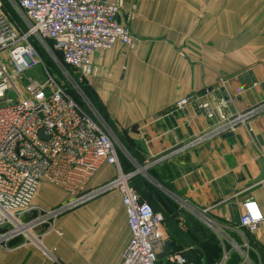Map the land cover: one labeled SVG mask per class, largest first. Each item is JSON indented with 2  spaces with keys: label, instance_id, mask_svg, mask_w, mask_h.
<instances>
[{
  "label": "crops",
  "instance_id": "0c3cea01",
  "mask_svg": "<svg viewBox=\"0 0 264 264\" xmlns=\"http://www.w3.org/2000/svg\"><path fill=\"white\" fill-rule=\"evenodd\" d=\"M255 1L264 0L217 2L216 9L212 0H122L117 19L130 30L134 46L117 43L95 51L91 60L97 71L86 79L118 129L138 141L135 155L144 168L138 174L176 205L172 212L161 205L152 209L162 217L169 249L193 264H264V115L250 130L240 126L192 142L209 128V120L193 108H174L190 93L205 98L209 92L228 102L227 115L264 100V13ZM131 12L134 17L127 20ZM130 163L119 160L120 170L131 172ZM117 172L114 165H102L89 187ZM67 199L62 189L41 182L34 204L47 209ZM248 199L263 214L254 231L240 225ZM41 235L54 258L16 239L0 248V264H121L130 239L121 194L111 190L94 197L59 215ZM211 237L221 247L217 260L206 245ZM163 259L158 264H169Z\"/></svg>",
  "mask_w": 264,
  "mask_h": 264
},
{
  "label": "built area",
  "instance_id": "2783aa9c",
  "mask_svg": "<svg viewBox=\"0 0 264 264\" xmlns=\"http://www.w3.org/2000/svg\"><path fill=\"white\" fill-rule=\"evenodd\" d=\"M13 3L25 28L14 26L0 3V248H8L18 239L43 249L41 226L52 229L55 218L64 212L117 190L130 231L121 264H158L157 254L166 241L162 217L129 184L132 175L120 170L114 136L100 114L93 108L84 109L52 77L44 82L32 78L22 86L18 83L21 74L38 62L33 38L50 40L49 49L59 53L60 64L84 75L97 71L91 60L95 51L110 49L117 43L132 48L130 30L117 19L122 0ZM133 17L131 12L127 20ZM65 75L72 81L67 71ZM9 91L14 92V98L8 96ZM187 107L209 120V128L192 142L234 132L238 122L250 128L246 114L225 119L221 103L214 96L202 98L190 93L174 105L176 110ZM104 164L117 167L116 177L89 187ZM41 182L55 184L68 194V199L47 209L34 205ZM242 208L240 225L256 230L263 220L257 202L245 200ZM31 210L36 211L32 213L35 216L27 218ZM45 252L54 258L52 250ZM164 258L171 264H193L180 253Z\"/></svg>",
  "mask_w": 264,
  "mask_h": 264
},
{
  "label": "rangeland",
  "instance_id": "374dc122",
  "mask_svg": "<svg viewBox=\"0 0 264 264\" xmlns=\"http://www.w3.org/2000/svg\"><path fill=\"white\" fill-rule=\"evenodd\" d=\"M213 2V9H216L215 6H218L217 5V2H222L223 5L229 3V0H212ZM0 3H1V8L3 9V11L5 12V14L8 16V18L10 19V21L13 23L14 26H16L17 28L21 29V30H24V25L25 23L23 22V19L21 18V15L19 14V11L15 8L14 6V3H13V0H0ZM255 5H258L260 8L258 9L259 10V13H264V1H255L254 2ZM231 11V9H229ZM250 10V9H248ZM222 13H231L230 11L228 10H224L222 8ZM251 11H253V9H251ZM261 46L264 47V33L261 34ZM32 44L34 45L35 49H36V53L38 55V62H36L31 68L27 69L26 71H24L21 76L18 78V83H19V86L21 85H25V83L29 80V79H36L37 81H40V82H44L48 77H52L57 83H59L60 85H62L64 87V89L73 97L74 95H76V97L79 99V103L82 105V107L88 111L89 108H93L96 110L97 113L100 114V116L102 117L103 121L105 122L106 126L108 127V130L110 131V133L114 136V141H115V147H116V151H117V157L118 159L120 160V162H122V157L127 156V158L129 159V161H127V163H130L131 166H127V168H129L131 170V172L129 173H125V174H131L132 176L134 175V173H137L139 171H143L144 168L142 169L139 163L140 159L137 155H135V158L138 159V162L136 163L134 156L132 154L129 153L128 149L124 146L126 145L125 143H127L128 145L131 144V146L134 148V149H137L139 150V144L138 141H134V140H131L126 134L125 132L126 131H120V129H118V127L116 126V124L114 123V121L111 120L112 123H110L105 117L104 115L100 112L101 109L105 110V108L100 104L99 102V98L90 90L89 86L87 85V82H86V79L88 77H91L93 74L91 75H84L76 70H73L72 68H68V67H63L61 64H60V61H59V58L56 56L55 52H51V50L49 49L50 48V43L49 41L47 40H43V41H38V39L36 38H33L32 40ZM126 49H130L132 50V48L130 47H126L124 46ZM66 68V70H65ZM68 72L70 74V72H73L74 75H76L77 77V81L71 76L72 78V81L70 79H68L65 75V72ZM70 71V72H69ZM226 79H221L220 83L224 84L225 88L227 89L228 92H231V90L229 89V87H226L227 86V82L225 81ZM83 83L85 84V86L87 87V94H89L90 96H87L81 86L79 85L80 83ZM224 88V89H225ZM206 93V94H205ZM203 94L206 95V98H210L212 96L216 97L215 95L213 94H210L209 92H205ZM192 94V93H191ZM194 94V93H193ZM230 96H232L231 93H229ZM8 96L9 97H15V94L14 92L12 91H9L8 92ZM196 96H200V94L196 95ZM90 99H89V98ZM228 95L226 97H223L225 100L228 99L227 98ZM74 98V97H73ZM75 99V98H74ZM216 99H218L216 97ZM221 103V106H222V109L224 111V116H225V119H234L236 118V116L238 115H243V114H246L244 117H245V122H248L249 124H251L254 120L258 119L259 117H261L262 115H264V100H262L261 102L247 108V109H244V110H237L235 113H233V115H227V103H223L221 101V99H218ZM95 104H93L92 102ZM226 102V101H224ZM106 111V110H105ZM243 116H241L242 118ZM217 117L214 119L215 122H217ZM111 124V125H110ZM240 126H244L243 124H241L240 122H238L236 125H235V129H237L238 127ZM246 127V126H244ZM247 128V127H246ZM208 129V128H207ZM206 129V130H207ZM248 130H250V128H247ZM204 130V131H206ZM117 131V132H116ZM201 132L200 134L204 133ZM117 133L120 135V136H123V140L122 143L121 140L118 138L117 136ZM229 133V132H227ZM198 134V135H200ZM226 134V133H225ZM197 135V136H198ZM214 136H218V135H214ZM212 136V137H214ZM134 159V160H133ZM118 160V162H119ZM141 162V161H140ZM124 162H122L123 164ZM119 164V163H118ZM133 164V165H132ZM120 167V166H119ZM135 170V171H134ZM138 171V172H137ZM145 172V171H144ZM124 173V172H123ZM131 176V177H132ZM116 175L112 178H115ZM131 179V178H130ZM130 181V180H129ZM50 185H53L55 187H58L56 186L55 184L53 183H50V182H46ZM59 188V187H58ZM99 196V195H97ZM147 200V199H145ZM147 202L150 203V201L147 200ZM33 203H34V200H33ZM153 207V209H155V207L153 206V203H150ZM36 205V204H34ZM69 211V210H68ZM36 211L34 210H31L29 212H27L28 214H26L25 216L27 218H30L32 216H35L34 214L32 215V213H35ZM67 212V211H66ZM65 213V212H64ZM202 220L204 222V217H202ZM206 222V221H205ZM208 226V225H207ZM206 225H204L203 227L207 228ZM202 227V226H200ZM210 229H215L214 226H208ZM40 231V234L43 233V230H46L48 232V230H51V228L49 229L48 227H46L44 229V226H41V228L39 229ZM203 230V229H202ZM20 242V241H19Z\"/></svg>",
  "mask_w": 264,
  "mask_h": 264
},
{
  "label": "trees",
  "instance_id": "16d2710c",
  "mask_svg": "<svg viewBox=\"0 0 264 264\" xmlns=\"http://www.w3.org/2000/svg\"><path fill=\"white\" fill-rule=\"evenodd\" d=\"M49 41V43H50V45H51V41L50 40H48ZM55 52V51H54ZM55 54H56V56L59 58V59H61V56L59 55V53L58 52H55ZM66 67H68V66H66ZM69 69H70V67H68ZM70 72V71H69ZM70 74H71V76L77 81V77H76V75H74L73 74V72H70ZM80 84V86H81V88H82V90H83V92L87 95V96H90L89 94H87L88 92H87V87L85 86V84H83V83H81V82H79ZM74 98H75V100L77 101H79V99L76 97V95H74L73 96ZM89 98V97H88ZM91 98V97H90ZM89 98V99H90ZM92 102V101H91ZM93 103V102H92ZM94 104V103H93ZM95 105V104H94ZM100 112L104 115V117L110 122V123H112L111 122V118L108 116V114H107V112L105 111V110H103V109H101L100 110ZM111 125V124H110ZM117 132V131H116ZM117 136H118V138L121 140V142H122V140H123V136H120L118 133H117ZM124 141V140H123ZM123 143V142H122ZM124 143H125V141H124ZM123 143V144H124ZM126 145H124L127 149H128V151H129V153L130 154H132L133 156H134V158H135V149L131 146V144L130 145H128L127 143H125ZM140 147V146H139ZM141 148V147H140ZM135 159H137V158H135ZM137 162H138V159L136 160ZM122 162H124V163H127V159L125 158V157H122ZM139 163H140V161H139ZM129 166H131L130 164H128ZM149 172V174L151 175V176H153L154 178H156V180H158L159 181V179L157 178V176L155 175V173L152 171V170H150V171H148ZM160 182V181H159ZM129 184L137 191V193L139 194V196H140V198L141 199H143V200H145V199H147L148 201H150V203H153V206L155 207H158L159 205H161L162 206V208H160L161 210H163V208L165 209V208H169V212H172L173 210H174V208L176 207V205L174 204V203H172L170 200H168V199H165L164 198V196H162V194H161V192L158 190V188L156 187V185H154L153 183H151L147 178H145L144 176H142V175H140V174H135V175H133L132 177H131V179H130V181H129ZM146 200V201H147ZM149 203V202H148ZM149 203V204H150ZM151 205V204H150ZM151 207H152V205H151ZM171 207H172V209L173 210H171ZM159 208V207H158ZM164 211V210H163ZM167 223V222H166ZM169 226V225H168ZM170 227V226H169ZM175 229H176V226H175ZM176 236H175V234L173 233V229L171 230L170 229V238L172 239V240H175L174 238H175ZM206 245H209V247H210V249H213L214 250V253H213V255H214V257L213 258H215L216 260H217V258H218V256H220V249H221V247H220V245H218V240H216V238H214V237H211V239H210V242H208V243H206ZM169 249V248H168ZM172 253H180L182 256H184L181 252H179V251H177V249H169L168 250V254H172ZM186 259H187V261H190L189 260V258H187L186 256H184ZM161 260V259H160ZM163 260H165V258L163 259ZM198 260H200V259H198ZM205 260V259H204ZM201 263V262H200ZM207 263V262H206ZM205 262H203V264H206ZM169 264H171V263H169ZM202 264V263H201Z\"/></svg>",
  "mask_w": 264,
  "mask_h": 264
},
{
  "label": "water",
  "instance_id": "95a60500",
  "mask_svg": "<svg viewBox=\"0 0 264 264\" xmlns=\"http://www.w3.org/2000/svg\"><path fill=\"white\" fill-rule=\"evenodd\" d=\"M227 134H231V132H229ZM169 246H170V241L169 240L164 241L162 250L157 254V258L159 260L160 259H163L164 257H166V255L168 254V248H169Z\"/></svg>",
  "mask_w": 264,
  "mask_h": 264
}]
</instances>
